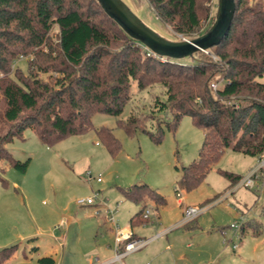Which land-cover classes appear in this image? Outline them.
Instances as JSON below:
<instances>
[{
  "label": "trees",
  "instance_id": "trees-1",
  "mask_svg": "<svg viewBox=\"0 0 264 264\" xmlns=\"http://www.w3.org/2000/svg\"><path fill=\"white\" fill-rule=\"evenodd\" d=\"M147 2L159 20L184 37L210 27L201 29L212 17L213 0ZM235 5L231 27L220 43L176 59L155 54L129 35L98 0H0V163L27 170L31 159L14 157L5 144L29 126L42 143L51 145L92 129L97 112L120 115L131 99L132 81L140 90L160 85L166 98L155 94L153 110L145 117L133 112L119 119L127 132L141 128L160 142L164 124L175 129L185 114L203 129L197 158L182 167L180 189L197 187L225 148L263 157L264 1L235 0ZM19 54L28 55L27 67L12 71ZM154 120L155 130L147 129ZM95 131L113 155L119 153L121 144L112 128ZM220 174L232 185L243 177L228 170ZM119 190L142 204L131 222L149 220L143 216L146 199L157 209L167 202L148 183ZM17 246L0 248V264ZM39 261L54 264L48 256Z\"/></svg>",
  "mask_w": 264,
  "mask_h": 264
},
{
  "label": "rangeland",
  "instance_id": "rangeland-1",
  "mask_svg": "<svg viewBox=\"0 0 264 264\" xmlns=\"http://www.w3.org/2000/svg\"><path fill=\"white\" fill-rule=\"evenodd\" d=\"M217 2L213 0L212 17L201 29L213 23ZM128 4L164 36L183 37L152 13L147 0ZM27 58L16 56L12 71L26 69ZM260 79L264 81V76ZM130 92L131 99L120 115L95 113L93 128L85 133L50 145L42 143L29 126L5 144L14 157L31 160L25 172L9 162L0 163V248L18 245V256L14 257L15 251L4 263L35 264L36 258L29 256L38 253L29 249L38 244L42 250L58 249V264L99 263L115 255L116 232L129 226L145 237L170 230L110 264H264V168L258 170L251 187L239 182L232 185L220 174V170H228L244 177L259 168L260 157L225 148L197 187L180 189L182 167L197 158L203 129L185 114L175 129L164 124L160 142L141 128L127 132L119 119L125 120L133 112L145 117L153 110L155 94L166 98L160 85L140 90L132 81ZM0 106H4L1 91ZM164 117L156 114V118ZM152 123L155 120L148 121L146 128L155 130ZM101 126L112 128L119 139L118 154L113 155L98 136L95 128ZM98 175L102 181H97ZM134 183H148L166 197L160 215L156 203L146 199V208L151 209L149 220L130 221L141 204L124 197L119 187ZM178 192L183 195L182 205ZM88 197L94 198L93 204L77 202ZM186 205L203 210L188 225L175 226ZM105 218L113 221L94 225ZM232 222L239 224L237 231L229 227Z\"/></svg>",
  "mask_w": 264,
  "mask_h": 264
},
{
  "label": "water",
  "instance_id": "water-1",
  "mask_svg": "<svg viewBox=\"0 0 264 264\" xmlns=\"http://www.w3.org/2000/svg\"><path fill=\"white\" fill-rule=\"evenodd\" d=\"M98 1L105 13L133 38L157 55L176 59L220 43L231 27L236 8L235 0H218L215 19L207 31L191 38L171 39L147 24L124 0Z\"/></svg>",
  "mask_w": 264,
  "mask_h": 264
},
{
  "label": "built area",
  "instance_id": "built-area-1",
  "mask_svg": "<svg viewBox=\"0 0 264 264\" xmlns=\"http://www.w3.org/2000/svg\"><path fill=\"white\" fill-rule=\"evenodd\" d=\"M152 51V50H151ZM153 52V51H152ZM214 87H217V84H213ZM264 168V156L260 158V166L259 168H256L252 170L248 175L242 177V179L239 182V185H244V186H253L255 184V177L258 176V170ZM102 177L100 175L97 176V180H101ZM178 202L180 204L183 203V195L178 192ZM79 203H87V204H93L94 203V198L93 197H88V198H79L78 199ZM154 210H156L154 208ZM203 208H199L196 206H185L184 211H183V218L175 225V226H181L185 225L188 222L194 220L199 216V214L202 212ZM151 214V209L146 208L144 211L143 216L145 218L150 217ZM113 221V219H112ZM230 228H233L235 231L239 228V224L237 222H232L229 225ZM170 230V228L165 229L162 232H156L153 237L147 239V238H141V237H135L133 231L130 228H124L119 231V234L117 236V241L120 240H126L125 245L122 249H118L116 251L114 260H121L122 257L127 255L130 252L136 251L143 247L149 240L154 239L156 237H159L161 234L166 233ZM236 246V244H234ZM149 264V263H146Z\"/></svg>",
  "mask_w": 264,
  "mask_h": 264
},
{
  "label": "crops",
  "instance_id": "crops-1",
  "mask_svg": "<svg viewBox=\"0 0 264 264\" xmlns=\"http://www.w3.org/2000/svg\"><path fill=\"white\" fill-rule=\"evenodd\" d=\"M127 4L128 3H131L132 4V2L134 3V2H137V0H124ZM128 1H130V2H128ZM129 6H130V4H128ZM131 7V6H130ZM132 8V7H131ZM133 9V8H132ZM134 10V9H133ZM141 10H143V9H141ZM135 11V10H134ZM136 12V11H135ZM137 13V12H136ZM138 14V13H137ZM139 15V14H138ZM96 179H97V177H96ZM97 181H99V180H97ZM100 181H102V179L100 180ZM122 194V193H121ZM123 195V194H122ZM77 202H78V200H77ZM79 203V202H78ZM85 202H83V203H80V204H84ZM145 203H147V201L145 202ZM87 204V203H86ZM138 204V203H137ZM180 204V203H179ZM180 205H182V204H180ZM141 206H142V204H141ZM141 206H140V208H141ZM187 206V205H186ZM98 207V206H97ZM162 207V206H161ZM161 207H159L158 208V215H160L159 214V209L161 208ZM140 208H138L137 210H135V213H133L132 215H131V218L136 214V212L140 209ZM92 209V208H91ZM156 209V208H155ZM94 210V209H93ZM156 211H157V209H156ZM184 211V210H183ZM131 218H130V221H131ZM195 219H197V218H195ZM96 220V219H95ZM110 221H112L110 218H105V219H97V221H94V225H95V223L98 225V226H101L102 224H104V223H107V222H110ZM132 224V223H131ZM125 228H130L131 230H132V228L131 227H129V226H127V227H125ZM166 228V227H165ZM164 228V229H165ZM124 229V228H123ZM121 230V229H120ZM133 231V230H132ZM164 231V230H163ZM158 232H162V231H158ZM169 232V231H168ZM168 232H166V233H163V234H161L159 237H161V236H163V235H167V233ZM134 233V232H133ZM118 232H116V244H115V250L117 251L118 249H122L123 247H124V245H125V242H126V240H120V241H117V236H118ZM134 236H136V237H141V238H147V239H149V238H151V237H153L154 236V234L152 235V236H150V237H145V236H139V235H137L136 233H134ZM65 238H67V236H65ZM157 238V237H156ZM155 239V238H154ZM151 240H153V239H151ZM151 240H149L147 243H149ZM146 243V244H147ZM145 244V245H146ZM39 245V244H38ZM34 246V247H32V249H29V250H31V251H33V253H38L36 256H33V255H30L29 257L31 258V259H33V258H36V263L35 264H45V263H43V262H41V261H39V258H41V257H44V256H48V257H52L53 259H54V264H58V262H59V253H58V249H45V250H42V249H39V247L40 246ZM144 245V246H145ZM143 246V247H144ZM36 247L38 248V249H36ZM34 248V249H33ZM142 248V247H141ZM140 248V249H141ZM116 254V253H115ZM15 256H18V251H16V253H15V255H14V257ZM25 256H27L26 254H25ZM126 256V255H125ZM124 256V257H125ZM114 257H115V255H112V256H108V257H106V258H104L102 261H100L99 263H93V264H110V263H113L115 260H114ZM124 257H122V259L124 258ZM121 259V260H122ZM147 263V262H146ZM5 264V263H4Z\"/></svg>",
  "mask_w": 264,
  "mask_h": 264
}]
</instances>
